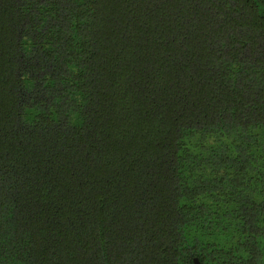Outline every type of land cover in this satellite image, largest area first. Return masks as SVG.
<instances>
[{"label":"trees","instance_id":"obj_1","mask_svg":"<svg viewBox=\"0 0 264 264\" xmlns=\"http://www.w3.org/2000/svg\"><path fill=\"white\" fill-rule=\"evenodd\" d=\"M264 264V0H0V264Z\"/></svg>","mask_w":264,"mask_h":264},{"label":"water","instance_id":"obj_2","mask_svg":"<svg viewBox=\"0 0 264 264\" xmlns=\"http://www.w3.org/2000/svg\"><path fill=\"white\" fill-rule=\"evenodd\" d=\"M194 262L195 264H200V261L197 258L194 259Z\"/></svg>","mask_w":264,"mask_h":264}]
</instances>
